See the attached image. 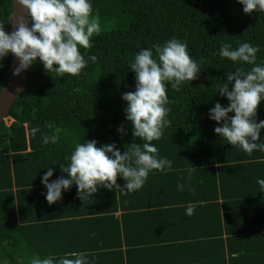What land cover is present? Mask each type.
<instances>
[{
  "label": "trees",
  "instance_id": "trees-1",
  "mask_svg": "<svg viewBox=\"0 0 264 264\" xmlns=\"http://www.w3.org/2000/svg\"><path fill=\"white\" fill-rule=\"evenodd\" d=\"M90 2L99 32L88 49L79 50L95 61L78 76L57 77L37 58L6 114L9 122H0V264H28L32 257L58 258L68 251L86 253L88 264H179L180 252L187 263L264 264V193L256 184L264 179V152L248 155L231 146L208 118L216 102L228 103L216 85L240 66L218 55L222 42L233 48L249 43L258 49L256 62L264 64V12L245 14L237 0ZM10 6V0H0L6 32ZM171 38L186 44L200 69L177 89L165 86L170 123L151 143L172 161V171L152 170L137 191L98 188L83 200L73 184L49 205L40 177L48 167L50 180L66 176L60 165L67 166L76 143H115L121 152L127 144L142 143L132 136L121 99L135 90L129 64L140 49ZM250 67L243 65L245 71ZM8 71L6 55L0 58V87ZM255 119L264 120V101ZM33 127L39 129L34 135ZM53 134L55 143L41 142L42 135ZM116 183L123 187L125 181L117 177ZM189 203L195 208L186 215ZM135 212L147 215L148 222L160 218L163 225L155 222L149 231L161 236L146 238L129 218ZM197 250L201 254L193 258Z\"/></svg>",
  "mask_w": 264,
  "mask_h": 264
},
{
  "label": "clouds",
  "instance_id": "clouds-1",
  "mask_svg": "<svg viewBox=\"0 0 264 264\" xmlns=\"http://www.w3.org/2000/svg\"><path fill=\"white\" fill-rule=\"evenodd\" d=\"M31 18V27L19 18L15 30L6 32L0 24V58L12 53L19 61L13 75L30 67L39 59L46 73L78 76L88 62L80 48L90 47V37L99 32V25L90 0H17ZM245 14L264 12V0H237ZM257 48L241 42L235 48L221 43L218 55L239 64L235 71L226 74V82L216 85L219 95L228 103L222 106L216 102L208 109V118L215 121L214 133L231 146L239 147L251 155L254 150L264 152V141H260L264 120L256 121L257 105L264 101V64L256 62ZM250 65L244 70L243 65ZM55 65V66H54ZM129 68L135 74L134 91L124 92L121 99L126 102L125 119L130 122L133 137L142 143L124 146L121 152L115 143H105L97 147L95 140L76 143L68 164H61L66 176L50 180L52 167L40 177L46 189L44 198L51 205L61 199L74 184L77 196L83 200L97 192L98 188L133 192L139 190L152 170L172 171V161L159 156L152 141L159 140L163 129L169 126L167 114L170 103L165 86L177 89L183 82L196 78L200 69L197 61L190 57L186 44L171 38L150 48L140 49L133 57ZM216 91V92H217ZM231 113V115H229ZM6 118V117H5ZM4 118L3 121H6ZM34 135L39 129L33 127ZM117 127V132H122ZM55 134L42 135V143H55ZM191 177L192 168L186 169ZM117 177L125 181L123 187L116 183ZM259 192L264 193V179L257 178ZM182 189L181 185H177ZM200 204L203 201L199 202ZM195 205L189 203L185 214L191 215ZM238 254L233 252L232 258ZM28 264H88L84 252L68 251L58 258L32 257Z\"/></svg>",
  "mask_w": 264,
  "mask_h": 264
},
{
  "label": "water",
  "instance_id": "water-1",
  "mask_svg": "<svg viewBox=\"0 0 264 264\" xmlns=\"http://www.w3.org/2000/svg\"><path fill=\"white\" fill-rule=\"evenodd\" d=\"M10 26L9 32L15 30L16 23L19 18L23 17L26 26L31 27L30 16L27 14L17 0H10ZM9 56V71L7 78L0 87V122L4 120L6 114L14 102L16 97L24 90L26 82L28 80V68L21 70L18 74L13 75L14 69L18 67L19 61L12 54Z\"/></svg>",
  "mask_w": 264,
  "mask_h": 264
},
{
  "label": "crops",
  "instance_id": "crops-1",
  "mask_svg": "<svg viewBox=\"0 0 264 264\" xmlns=\"http://www.w3.org/2000/svg\"><path fill=\"white\" fill-rule=\"evenodd\" d=\"M161 216V214L159 215V217ZM130 219H132V221H133V223L135 224V225H137V226H139V227H143V230H145L146 231V238H151L152 236L154 237H159V236H161L160 234H156L155 232H150L149 230H151V229H154V228H152V226L154 225V223L156 222L158 225L159 224H162V220L159 218L158 219V217L155 219V220H153V221H150V222H148V220H149V217L147 216V215H144V214H141L140 212H135L134 214H132L130 217H129ZM148 223H150L149 225H148ZM163 225V224H162ZM147 226H148V228H147ZM145 228H147V229H145ZM155 230H157V229H155ZM160 230V229H159ZM170 236V235H169ZM195 253H193V258L196 256V255H198V256H200V251L199 250H197V251H194ZM180 254H181V256L184 258V261L183 262H179V264H194L193 262L192 263H187L186 262V256H184L185 254L183 253V252H180ZM189 254H190V251H189ZM201 258H203V257H201ZM192 260V258L190 257L189 258V262ZM188 261V260H187Z\"/></svg>",
  "mask_w": 264,
  "mask_h": 264
},
{
  "label": "rangeland",
  "instance_id": "rangeland-1",
  "mask_svg": "<svg viewBox=\"0 0 264 264\" xmlns=\"http://www.w3.org/2000/svg\"><path fill=\"white\" fill-rule=\"evenodd\" d=\"M10 119V118H9ZM5 120H6V123H8L9 121L7 120V118H5Z\"/></svg>",
  "mask_w": 264,
  "mask_h": 264
}]
</instances>
